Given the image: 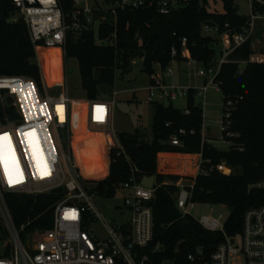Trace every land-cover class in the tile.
<instances>
[{
	"label": "built area",
	"instance_id": "1",
	"mask_svg": "<svg viewBox=\"0 0 264 264\" xmlns=\"http://www.w3.org/2000/svg\"><path fill=\"white\" fill-rule=\"evenodd\" d=\"M4 1L0 0V3ZM11 1L16 14L28 26L35 51L39 46H62L65 52L70 32L78 37L84 32L93 31L98 36V29L106 20L116 27L119 10L156 6L160 13L168 14L181 5L180 0H104L103 3H94L96 5L86 3L82 6V0H74L77 10L67 22L59 0ZM249 2L252 13L248 17L249 25L242 31L233 32L229 28L222 31L219 26H203V34L217 38L221 49L218 65L210 64L206 70L199 71L206 81L203 87L196 89L195 95L202 96L204 101L212 85L219 88L216 78L221 65L229 61V56L237 47L252 39L255 20L264 19V0ZM107 14H111V17L108 18ZM116 38L115 30L108 39L98 37L97 43L116 45ZM182 47V56L189 63L196 62L186 37L182 39ZM177 56L178 50L174 47V60L166 67L156 65L148 89L149 103L188 96L189 87L166 81V78L174 77L172 64L177 61ZM9 96L13 98L12 105L7 103ZM0 99L4 108V116L0 117V137L7 134L6 140L0 139V215L10 236L9 253L0 256V264H175L173 260L156 259V255L162 251L160 241L154 244L155 222L151 203L156 184L151 188L144 186L133 168L130 181L117 186V190L124 191L123 205L129 213L127 221H108L96 206L95 199L101 196L97 191L98 183L108 174L105 157L113 149L125 152L114 129L115 98L106 100L97 96L79 100L82 104L80 112L84 114L89 132L100 143L97 149L104 174L99 176H88L82 165L75 166L72 148H69V153L64 147L62 154L58 151L52 130H67L70 145L71 107L77 102L67 92L51 95L48 91L41 92L38 83L30 77L0 75ZM235 104L233 100L224 103L223 133L227 147L231 144L227 138L235 135L230 130L231 112ZM186 113L189 111L186 110ZM184 134L185 129H180L179 133L172 135L171 144L182 146L180 136ZM203 141H206L204 134ZM218 170L223 173L229 170V174H232V168L224 162L218 165ZM10 180L13 182L10 183ZM91 183L97 184L91 186ZM177 186L179 190L175 200L178 210L183 216L194 217L191 213L197 203L193 200L194 183L178 182ZM58 188H62L63 192L54 193L53 190ZM6 193L59 196L53 205L52 227L38 229L26 235L24 241L7 205ZM195 220L204 229L221 233L222 240L212 255H207L201 248L190 253L188 264H264V206L247 209L242 229L236 233L226 230L227 220L224 223L208 217ZM98 223L106 229L107 238L98 237L93 227Z\"/></svg>",
	"mask_w": 264,
	"mask_h": 264
},
{
	"label": "trees",
	"instance_id": "2",
	"mask_svg": "<svg viewBox=\"0 0 264 264\" xmlns=\"http://www.w3.org/2000/svg\"><path fill=\"white\" fill-rule=\"evenodd\" d=\"M221 1L223 12L211 10L210 0H182L180 7L168 14L160 13L156 6L119 10L116 27L106 20L98 29V36L93 31L78 37L70 32L66 54L79 62L86 96L95 98L99 96L100 85L114 84L117 58L123 60L121 68L126 72L129 59L136 57L139 49L144 51L143 71L150 76L157 64L166 67L174 60V47L178 50L175 59L186 60L182 56L183 37L188 40L194 60L205 66L216 62L217 53L221 54L219 40L204 35L203 26L213 25L222 31L229 28L239 32L249 25V16L239 13L234 0ZM59 3L67 22H70L77 10L74 0H59ZM15 13L11 0L0 3V75L27 76L40 82V67L33 61L35 48L28 26L22 18L14 21ZM107 17L110 18L111 14ZM115 30L116 45L97 43L98 37L108 39ZM254 53L250 39L233 51L229 61L221 65L216 78L224 102H236L231 112L230 127L235 135L227 138L231 142L229 147L219 149L203 141L204 109L196 104V89L191 87L185 110L153 103V135L148 137L138 131L119 134L125 152L113 149L105 157L108 174L97 186L101 196L113 197L118 185L130 181L133 168L137 177L155 176L156 192L151 204L155 222L154 244L160 241L162 245V251L156 255L158 261L168 259L175 264H188L190 253L201 248L207 255H212L222 240L221 233L204 229L194 217L183 216L178 210L175 196L179 187L164 182L166 179L175 182L181 176L159 173V153L202 154L200 172L196 177L188 178L194 183L193 200L227 206L230 214L225 226L229 233L242 229L247 209L264 206V62L251 61ZM3 116L0 99V117ZM180 129L186 131L180 136L183 145L174 146L170 138ZM194 160L192 155L162 156L168 168L186 173L194 171L190 168ZM223 162L232 168V174L218 170V165ZM5 198L24 241L26 235L52 227L53 205L59 196L6 193ZM8 253L9 249L6 250Z\"/></svg>",
	"mask_w": 264,
	"mask_h": 264
},
{
	"label": "rangeland",
	"instance_id": "3",
	"mask_svg": "<svg viewBox=\"0 0 264 264\" xmlns=\"http://www.w3.org/2000/svg\"><path fill=\"white\" fill-rule=\"evenodd\" d=\"M182 0H180L181 2ZM238 6L241 15L250 16L252 13L249 0H234ZM101 2L104 0H82L81 5ZM210 9L223 12V3L221 0H210ZM18 14H14L12 19H20ZM252 48L254 55L251 61L264 62V19H256L254 22L252 35ZM261 55V56H260ZM263 55V56H262ZM221 54L217 53V60L214 65H218ZM130 65L126 72L121 68L123 60L118 57L115 71L114 84L100 85L99 96L106 99L115 98L114 105V129L119 134L140 132L148 137L153 135L154 106L149 103V87L151 85V76L143 71V60L139 57L130 58ZM33 61L40 67L41 80L37 82L41 92L48 91L51 95H58L61 92H67L71 99L76 100L71 109L72 117L70 121V145L68 142L67 130L60 132L52 130L56 141L58 151L63 153V147L69 153L72 148V156L75 166L80 167L86 164V167L96 172L104 171L101 166V155L97 146L99 141L92 138L85 117L80 110L82 104L79 100L86 98V92L82 88L79 62L76 58L67 55L65 49L61 46L44 47L39 46L35 51ZM174 70L173 78H166L167 82L173 81L176 85L193 87L199 89L204 86L205 78L199 75L200 70H206V66L200 62L179 61L172 64ZM117 92L116 94H114ZM196 104L204 107L205 132L208 141L215 147L226 149L223 133L224 116V95L217 85H212L206 95L203 97L196 95ZM187 97L178 98L170 101L166 99L161 103L185 110L187 107ZM62 138V140H60ZM100 138V137H99ZM36 148V147H35ZM37 149V148H36ZM97 149V151H96ZM36 152V151H35ZM65 166V162L62 161ZM229 174V170L225 171ZM185 184L191 181L185 178ZM97 183H91L95 186ZM124 191L119 189L113 197L105 198L99 196L95 199L98 210L108 219V221H117L119 223L129 219V213L124 207ZM196 219L204 217L213 218L224 223L230 210L222 204L213 205L208 203H196L191 211ZM95 232L100 239L107 238V231L102 224L93 225ZM10 236L7 232L5 222L0 215V256H3L7 250Z\"/></svg>",
	"mask_w": 264,
	"mask_h": 264
},
{
	"label": "crops",
	"instance_id": "4",
	"mask_svg": "<svg viewBox=\"0 0 264 264\" xmlns=\"http://www.w3.org/2000/svg\"><path fill=\"white\" fill-rule=\"evenodd\" d=\"M185 61H188L187 59ZM179 63V61H175V63ZM197 62V61H196ZM206 81V79H205ZM205 84V82H204ZM203 87V86H202ZM191 88V87H189ZM193 88V87H192ZM201 88V87H200ZM87 97V96H86ZM106 99V98H104ZM106 100H110V99H106ZM204 109V107H203ZM203 134L205 135L206 137V141L208 143H210L207 139V136H206V132H205V123L203 125ZM211 144V143H210ZM213 145V144H212ZM220 149V148H219ZM192 155L193 157H195V160L193 161L192 163V166L190 167L192 170H194L193 172H183V171H178V170H172L171 168H168L167 165L165 164V162H168L167 160L164 162L162 161V156L163 155H171V157H174V155ZM169 159H171L169 157ZM168 159V160H169ZM202 154H188V153H173V152H162V153H159L158 155V171L159 173H162V174H167V175H179L181 176L180 179L176 180L175 182L172 181V180H169V179H166L165 180V184H170V183H174L177 185L178 182H184L185 181V178H190V177H196V175L199 173V170H200V165L202 163ZM233 172V170H232ZM193 182V181H191ZM185 183V182H184Z\"/></svg>",
	"mask_w": 264,
	"mask_h": 264
},
{
	"label": "water",
	"instance_id": "5",
	"mask_svg": "<svg viewBox=\"0 0 264 264\" xmlns=\"http://www.w3.org/2000/svg\"><path fill=\"white\" fill-rule=\"evenodd\" d=\"M154 39V35L151 37V41ZM135 55L139 58H142L144 56V51L142 49H139L136 51ZM7 103L9 105L13 104V98L11 96H9L7 98ZM139 180L141 181V183L146 186V187H153L155 185V176H141L139 177ZM54 193H62L63 189L62 188H58L53 190Z\"/></svg>",
	"mask_w": 264,
	"mask_h": 264
},
{
	"label": "bare ground",
	"instance_id": "6",
	"mask_svg": "<svg viewBox=\"0 0 264 264\" xmlns=\"http://www.w3.org/2000/svg\"><path fill=\"white\" fill-rule=\"evenodd\" d=\"M62 108H60V113H61V118L63 119L64 118V116H63V114H62ZM38 150V149H37ZM82 166L84 167L83 169H84V171H85V173L88 175V176H99V175H102L104 172L102 171V172H96V171H94L93 170V168L92 169H90V168H88V167H86V164H82Z\"/></svg>",
	"mask_w": 264,
	"mask_h": 264
},
{
	"label": "snow or ice",
	"instance_id": "7",
	"mask_svg": "<svg viewBox=\"0 0 264 264\" xmlns=\"http://www.w3.org/2000/svg\"><path fill=\"white\" fill-rule=\"evenodd\" d=\"M0 139H4V140H6L7 139V134H5V136L4 137H0ZM10 183H12L13 181H9ZM16 182H18V181H16Z\"/></svg>",
	"mask_w": 264,
	"mask_h": 264
}]
</instances>
